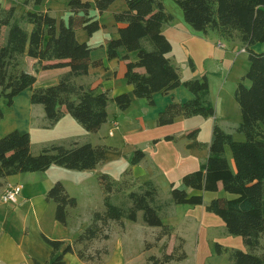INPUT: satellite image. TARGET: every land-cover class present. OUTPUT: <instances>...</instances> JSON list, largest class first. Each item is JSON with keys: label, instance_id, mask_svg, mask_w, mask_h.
I'll return each instance as SVG.
<instances>
[{"label": "trees", "instance_id": "trees-1", "mask_svg": "<svg viewBox=\"0 0 264 264\" xmlns=\"http://www.w3.org/2000/svg\"><path fill=\"white\" fill-rule=\"evenodd\" d=\"M45 0H26L25 6H41ZM117 0H95V8L105 13ZM182 9L185 22L195 31L208 34L215 32L225 40H238L249 55L250 68L238 83L234 97L239 105L242 121L235 133L244 135L245 141H236L233 134L219 124L213 127V142L209 157L198 171L182 178L183 186L172 184L170 202H160V189L153 181L142 183L132 190L122 206L112 203V195L129 189L109 175L99 178L105 199V212H96L93 223L79 236L75 244L89 245L94 240L109 236L104 229L109 223L123 225L127 219L137 222L143 213L146 226L160 228L157 241L171 234V228L161 217L163 209L172 205L202 206L204 193H217L222 187L231 198L213 199L206 210L217 215L230 235L241 237L249 251L223 248L217 245L219 255H227L230 264H264V255H257L264 237V53L252 48L264 44V0H174ZM70 16L58 21L50 12L28 11L17 15L16 7L6 8L0 0V100L5 98L12 105L14 98L31 89V101L42 105L49 126L56 125L65 115L73 117L87 132L96 133L108 122V107L114 103L120 112L127 111L133 97L122 94L111 98L109 92L98 93L76 82L87 76L91 67H99L101 61H92V49L77 39V31L84 30L90 36L102 29L98 20L90 16V1L70 0ZM174 17L167 12L163 0H127V9L114 16L116 23H126L120 28L119 37L106 43L109 60L122 58L127 62L125 79L133 86L134 97L145 99L150 106L154 96L168 95L179 87L186 88L194 98L185 103L172 102L157 120L159 127L172 125L178 118H214L216 110L209 99L210 85L205 76L202 80L182 81L179 70L172 64L169 54L173 47L163 32V27ZM30 27V29H29ZM125 54L121 56V52ZM130 53H137L133 62ZM38 60L41 70L69 68L59 83L42 89H34L35 75L25 72L21 65L24 57ZM192 65V63H191ZM249 83V84H248ZM199 129L188 133L189 140L197 139ZM172 141L173 137H167ZM107 148L92 144L66 147L52 145L34 155L31 136L18 131L0 139V179L21 173L43 172L56 165L74 171L94 170L106 159ZM230 151L234 168L228 159ZM146 158L137 151L133 166ZM187 189L199 192L190 195ZM48 202L57 206L56 220L68 224L69 209L77 207V200L69 196L65 186L57 182L46 195ZM53 261L47 264H65L64 255L75 251L72 245L52 241ZM149 248V245H147ZM81 259L84 252L76 251ZM108 254L107 251L104 252ZM187 254H164L162 258L151 256L153 264H171L184 261ZM34 264H41L35 262Z\"/></svg>", "mask_w": 264, "mask_h": 264}, {"label": "crops", "instance_id": "crops-1", "mask_svg": "<svg viewBox=\"0 0 264 264\" xmlns=\"http://www.w3.org/2000/svg\"><path fill=\"white\" fill-rule=\"evenodd\" d=\"M8 1L9 0H1L2 5L7 7L5 5ZM84 1H90L92 3L93 8L90 12V16L99 21L102 29L91 36L86 31L79 30L76 36L80 43H86L93 50L91 54L92 61H101L102 65L99 67H91L89 74L77 78L76 82L98 93L109 92L111 98H115L122 94H129L133 97L132 106L127 111L120 112L116 105L111 103L108 107V122L104 124L98 132L90 133L70 115H65L56 125L49 126L44 107L32 103L31 96L33 91L27 89L14 98L12 105H9L8 100L5 98L0 100V139L14 131L28 133L31 136V151L33 154L38 152V150L41 152L43 149L52 145H65L70 148L75 144H92L94 146L107 148L105 162L106 160L109 163L117 160L121 162L126 161V163L129 164L133 155L140 150V146L146 145L151 152H156L157 145L155 142L166 140L167 137H173V140L170 142L177 143L178 148L176 149V154L179 155L177 160L183 161L187 168L181 169L180 173H178L176 169H173L170 173L180 178V176H185L193 171L195 172L197 166L205 163L209 157V149L213 142V127L215 123L219 124L225 131L233 134V136L235 134V129L239 126V124L230 125L227 123L229 118L226 107L227 101L231 104L232 109L235 108V115H239L242 121L241 110L235 100L234 94L238 83L247 74V67L249 66L250 68V62H248L249 55L245 47L240 41L235 39L230 41L222 39L215 32L204 34L195 31L185 22L183 11L174 0H163L165 9L174 17L172 22L163 27V32L173 47L172 52L169 54V58L172 64L179 70L182 81L202 80L205 76L208 78L210 85L209 99L215 107L216 116L214 118H203L201 116L188 119L184 118L187 127L179 135L170 130L160 133L155 127L158 126L157 120L167 106L172 102H188L194 98V95L186 88L179 87L168 95H155V104L153 106H150L145 99H136L134 97L133 86L129 85L125 79L127 62L122 58L109 60L106 50L107 41L118 38L119 29L127 25L126 23H116L114 20L116 14L122 13L127 9V0L116 1L103 14H100L95 8V0ZM49 5L52 4H47V6L39 12H50V14L58 20L57 12ZM17 6L14 7L17 8ZM25 9H27V12L37 11L33 5L25 6ZM69 16L70 10L66 7L65 17L62 20H67ZM105 18L108 19V22H110L109 24L102 22ZM220 43L223 45L222 47L219 46ZM252 49L256 53H264V44H257ZM124 54L125 52L122 51L120 55L123 56ZM129 56L133 62L137 61V53H130ZM23 61L25 67L21 65L22 69L37 77L34 89H42L57 85L61 78L70 72L69 68L41 70L38 60L28 56L24 57ZM239 62H244V67L239 71L240 73H237L233 78L231 90L226 91L227 84L229 80H231L232 72L234 71L233 68L237 67ZM214 79L217 81L216 92H214L213 89ZM108 125H112L109 131V137H114L115 131L118 132L124 128H128L125 134L132 136L134 141L116 145L107 144V140L105 139L106 134L102 133L104 128ZM200 128L202 132L205 129L208 130V133L212 132L210 143H203L201 140L202 132L200 135L198 134L195 140H189L187 138L188 133L196 129L200 130ZM210 129L212 130L210 131ZM241 137L245 138L244 136ZM179 142H181L182 145H179ZM227 156L234 168L230 151L227 152ZM145 161L139 165L133 166V168L126 167V170L129 169V171L125 172L124 181L120 184L128 182L129 189L121 194L116 193L112 195V201L116 199L118 195H128L132 190H136L142 183L148 181L146 179L147 175H145L142 168L145 165ZM104 169H106V167L99 165L94 170L74 171L54 165L43 172L21 173L0 179V264L51 263L53 261V248L46 242L45 237L52 241L64 242L65 246H63L57 255H60L67 245H72L75 249L74 244L79 238L76 237L78 234H82L85 231H82L85 222H81L83 213L80 210L79 194L87 193L91 182L100 174L109 175L108 172H104L106 171ZM130 174H132L134 178L131 182L127 180ZM102 175L98 177L99 185V178ZM109 176L112 178L111 175ZM179 178H168V180L171 182L173 181L172 184L176 187L185 188L177 184ZM57 182H61L65 186L69 196L77 200V207L69 209L68 224L66 226L56 220V204L46 200L47 193ZM172 184L170 185V190ZM10 185L23 186L22 194L16 204H5L1 202L2 195ZM101 190L103 192L102 187ZM186 191L190 195L200 194L192 189L186 188ZM205 194L207 193H204V204L201 206L203 207L202 209L198 210L197 207L199 206L172 205L169 207L170 211L167 212L169 215L168 219L164 218V224L173 230L174 236L177 238L173 239V241H178V238H182L184 249L188 241L183 234L181 235L177 227L179 221L176 213L178 210L186 214L184 215V220H186L187 223L193 224V228L197 230L199 240L202 234L208 233L209 230L214 229L213 224L219 227L217 223H213L217 220H214L210 216V212L206 210L209 203L205 201ZM212 194L213 196L210 198L209 202L219 197H233L226 194L222 187L219 192ZM96 197L99 199V194L98 196L96 195ZM103 199H105L104 192L102 201ZM170 199L171 197L166 199L160 198V202L167 203L170 202ZM98 208L99 209H93L92 212H105L101 208V205H99ZM166 211L167 208L163 209L161 216H163ZM164 215H166V213ZM135 223H140L139 228L142 229L143 232L141 237L144 246L143 252L146 255L143 264H153L149 262L148 259L151 256H155L152 254L156 248L154 247V249L151 248L150 250H146L145 245L147 246V244L152 243L148 237L150 236L148 232L151 231L152 238H154L156 237L155 230L159 228L146 226L143 222V213L141 218L138 217V221ZM128 224V222L123 220V225L113 223V226H119L121 231L125 234L126 230H128ZM222 233L226 235L227 232L225 233L222 231ZM108 235L109 239L97 240L95 241V245L93 244V249L95 251L101 252V250L106 247L105 251L108 252V254L102 256L103 262L101 264H106V261L110 257L109 245L112 244V233ZM162 242L167 244L166 240H162L160 243ZM236 244L234 248L229 245L228 247L221 246L228 249L239 248L238 250L245 252L249 251L245 244L243 248L239 242ZM217 245L220 244L216 243V247ZM262 245L263 238L261 240V247L255 251L257 255H264V248H262ZM215 254L219 255L217 253V248ZM187 256L185 261L189 259L188 254ZM64 261L65 264H96L91 258L85 257V259H81L76 250L64 255ZM228 264H230L229 261Z\"/></svg>", "mask_w": 264, "mask_h": 264}, {"label": "rangeland", "instance_id": "rangeland-1", "mask_svg": "<svg viewBox=\"0 0 264 264\" xmlns=\"http://www.w3.org/2000/svg\"><path fill=\"white\" fill-rule=\"evenodd\" d=\"M25 1L26 0H9L5 6H7L6 8L9 9L11 7L18 5L16 8V12L19 17L27 12V9H25ZM69 1L70 0H45L41 6H35V9L37 11H40V10L42 11V9L45 6H47V4L50 3L53 6L52 5H49V6L57 12L58 21H62V19L65 17L66 7H68ZM102 22L106 24L110 23L108 22L107 18L103 19ZM219 45L223 46L221 43ZM243 63L239 62L237 67L233 68L234 71L232 72V76H231L232 82L231 80H229L226 91L231 90V87L233 86V78L235 77L237 73H240L239 71L243 69L244 67ZM22 65L23 67H25L24 61L22 62ZM248 70H249V66L247 67V72ZM213 87H214L213 88L214 92H216L217 81L215 79L213 80ZM235 106H236V103H235ZM226 107H227L228 114H229L227 123L230 125L240 124V121H241L240 116L235 115V108L232 109L231 104H229L228 101H227ZM186 127H187L186 120H184V118H178L175 121V123L172 125L165 126V127L156 126L155 129L160 133H162L163 131L170 130L173 133L179 135L182 131L186 129ZM111 128H112V125H108L107 127L104 128L103 133H102V134H106L105 139L107 140L106 142L107 144L116 145V144H123L125 142L134 141L132 136L125 134L128 128H124L118 132L115 131L114 137L113 136L109 137L108 135H109V131ZM211 130L212 129H210V131ZM201 132L202 131L200 128V133ZM45 134H50V133H45ZM241 136H244V135L235 133L234 139L236 141H245V138H242ZM211 137H212V132L208 133V130L205 129L202 132L201 140L203 141V143L208 144L210 143ZM155 144L157 145L156 152H151V150L146 145L140 146L141 147L140 150H142L146 154V159H147V160L145 159L146 161L144 160L145 165L142 168L144 170L145 175H147L146 179L148 181L149 180L153 181L159 187L160 198L166 199V198L171 197L170 196V185L173 182V181L171 182L170 180H168V178L169 179L179 178V176H175L171 174L170 172L173 171V169H176L177 172L180 173L181 169L187 168V166L183 161L177 160V157L179 156L176 154V149L178 148L177 143H172L170 141L162 140V141L155 142ZM179 145H182V143L179 142ZM40 153L41 152H39L38 150V152L34 154L38 155ZM131 159H130L129 164L126 163V161L121 162V161L116 160V161H112L109 163L106 160V162L104 161L100 165H103L104 167H106V169H104L106 171L104 172H108L109 175H111L113 179H115L118 183H121L124 181L125 172L129 171V169L126 170V167L128 166L129 168H133V165L131 164ZM200 167L201 165L199 164V166H197V170L195 171H198ZM183 176H180L179 180L177 181V184L180 185L181 187H184L183 182H182ZM98 177L95 178V180L91 182L89 186V191H88L89 194L88 192L85 194L83 193L79 194V203H80V208H81L80 210L83 213L81 222H85L83 225L82 231H84L86 228H88L93 223V217L95 214L92 212L93 209L95 208L99 209L98 207L99 205H101V208L103 209V211H105L104 199L102 201L103 192L99 185ZM132 179L134 178L132 177V174H130L127 180L131 182ZM123 192H120L118 194H121ZM98 194L101 199L100 198L98 199L96 197V195L98 196ZM127 196L128 195L126 194L118 195L116 199H113L112 203L117 206H122L123 203L126 202ZM212 196L213 194L210 192L205 194L206 203H210L209 201ZM202 208L203 207L201 206L197 207L198 210ZM169 211H170V208H167V211L164 212V214L166 213V215L163 214V216H161L163 221H164V218L168 219L169 215L167 214V212ZM184 215L186 214L184 212H181L180 210H178V212L176 213L177 219L179 221L177 227L179 231L181 232V235L183 234V236L188 241L185 249H184V244H183L184 242L182 238H178L179 239L178 241H173V239H177V238H175L172 229H171V234L169 236L162 238L160 241H157L158 236L162 232L160 228L158 230L157 229L155 230L156 237L154 238H152L151 231L148 232V234L150 235L148 237L150 239V242L152 243L147 244L149 245V248L145 245V249L150 250L151 248L154 249L155 247L156 249L154 250L152 255L157 256V258H162L164 254H172L174 252L177 253V255H179L181 253V249H183L184 252L185 253L187 252L186 254L189 255L188 261H185V260H184L185 262L184 261H180V262L174 261L171 264H228L227 256H219L215 254L216 243H219L223 247H228L229 245L230 247L234 248V246L237 245L236 243L239 242L242 245V248L244 247L243 239L238 236L230 235L226 231L225 224L217 215L210 213V216L214 220H217V221H214L213 223H217L219 227L216 224H213L214 229L209 230L208 233L202 234V236H200V240L198 239L197 230L193 228L192 223H187L186 220H184ZM141 216H142V212L139 213V218H141ZM125 221L129 223L127 225L128 230H126L125 234L123 233V231H121L119 226H113L114 222L109 223V225L104 229L105 234L108 235L109 233H112V244L109 245L110 257L106 261V264H143L145 261L146 255L143 252L144 246H143V240L141 237L143 232H142V229L139 228L140 223L137 224L127 219H125ZM112 226H113V229L111 230ZM222 231L225 233L227 232L226 235H223ZM80 234H78L76 238H78ZM97 240H105V239L100 238ZM97 240H94L89 245H86V244H82V245L74 244V245H75L76 251L84 252L85 257L91 258V260H93V262H95L96 264H101L103 262L102 256L106 255L104 253V251L106 250V247H104V249L101 250V252L95 251L93 248L95 245V241ZM162 240H166L167 244L164 243L165 241L160 243ZM262 248H264V237H263Z\"/></svg>", "mask_w": 264, "mask_h": 264}, {"label": "built area", "instance_id": "built-area-1", "mask_svg": "<svg viewBox=\"0 0 264 264\" xmlns=\"http://www.w3.org/2000/svg\"><path fill=\"white\" fill-rule=\"evenodd\" d=\"M220 46V45H219ZM222 47V46H221ZM23 186L10 185L1 197V202L5 204H16L22 194Z\"/></svg>", "mask_w": 264, "mask_h": 264}]
</instances>
